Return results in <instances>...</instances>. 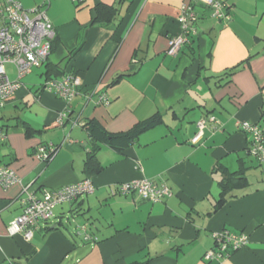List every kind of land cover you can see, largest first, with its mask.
Returning a JSON list of instances; mask_svg holds the SVG:
<instances>
[{
    "label": "crops",
    "instance_id": "crops-1",
    "mask_svg": "<svg viewBox=\"0 0 264 264\" xmlns=\"http://www.w3.org/2000/svg\"><path fill=\"white\" fill-rule=\"evenodd\" d=\"M17 1L45 9L56 42L2 106L14 110L0 116L7 133L0 164L13 167L20 182L0 185V264H264V167L238 128L241 121L264 125V0H223L225 19L195 5L197 32L173 55L168 38L181 33L177 17L189 0ZM67 72L81 79L69 103L41 88ZM153 114L160 123L122 150L82 126L95 119L119 133ZM206 115L218 129L207 122L190 142ZM40 144L56 148L47 161L34 155ZM92 150L100 169L89 173ZM228 173L246 181L220 201ZM84 178L94 191L57 205L30 240L7 234L22 211L23 185L40 196ZM141 178L170 195L152 201L110 192ZM222 230L244 232L248 241L219 262L205 261L212 234Z\"/></svg>",
    "mask_w": 264,
    "mask_h": 264
},
{
    "label": "built area",
    "instance_id": "built-area-1",
    "mask_svg": "<svg viewBox=\"0 0 264 264\" xmlns=\"http://www.w3.org/2000/svg\"><path fill=\"white\" fill-rule=\"evenodd\" d=\"M72 1L79 3L83 0ZM197 4L209 8L211 15L218 19L228 18L227 6L223 0H189L182 3L177 17L181 24V33L168 38L166 50L168 54H176L188 42V36L197 32L194 25L197 19L194 7ZM54 38L55 29L43 7L35 6L25 9L17 0H0V108L19 88L23 77L33 68H38L46 62L51 53ZM5 63L14 64L16 69L14 80L9 78L4 67ZM80 86L79 75L75 72H67L59 78H47L41 88L69 103L78 94ZM103 101L105 97L99 96V102ZM207 122L212 123L214 129H218L219 121L214 115L203 116L197 121L198 130L190 142L196 143L199 140ZM238 128L249 135L248 152L264 165V126L250 121H241ZM6 138V131L1 129L0 144L5 142ZM53 149L50 145L40 144L36 147L34 155L45 161L52 157L50 154L54 152ZM19 182L20 177L13 167L0 164V185L2 187L7 188ZM93 191L94 184L90 178H84L59 188L44 189L40 196L29 190V184L23 185L20 192L22 211L6 225L7 234L10 236L19 234L25 240H30L41 223L54 217V208L57 205L76 200ZM110 192L121 195L134 193L141 199L152 201L170 195L168 187L158 185L146 178L119 183ZM212 235L214 246L203 255L205 261L219 262L229 256L232 250L243 246L248 241V236L244 232L235 233L222 230ZM88 238L89 236L84 234V240Z\"/></svg>",
    "mask_w": 264,
    "mask_h": 264
},
{
    "label": "trees",
    "instance_id": "trees-1",
    "mask_svg": "<svg viewBox=\"0 0 264 264\" xmlns=\"http://www.w3.org/2000/svg\"><path fill=\"white\" fill-rule=\"evenodd\" d=\"M55 42H56V39L54 38L51 44V51L53 49ZM160 121H161V118L159 114H153L147 119H144L138 122L129 130L124 131V132H119V133H110L106 131L104 127L95 119L86 120L85 122H83L82 126L87 130L89 136L93 138L94 140L100 143H104L115 150H122L128 147L129 145H131L141 132L157 125L158 123H160ZM1 129H4V128L0 127V130ZM30 133L31 132L27 129V134L29 135ZM53 151L55 152L56 148H54ZM93 152L94 150L91 151V153L89 154V156L86 158L84 162L85 171L89 173L98 172L100 169V167L97 165ZM53 153H51L50 155L52 156ZM47 160L49 159H46L45 161ZM235 174L237 173H234V174L228 173L226 174L225 178L220 180L219 182L220 188H221L220 201L224 200L225 195L229 189L241 188L245 184L246 179L243 176H240L239 174L237 175Z\"/></svg>",
    "mask_w": 264,
    "mask_h": 264
},
{
    "label": "rangeland",
    "instance_id": "rangeland-1",
    "mask_svg": "<svg viewBox=\"0 0 264 264\" xmlns=\"http://www.w3.org/2000/svg\"><path fill=\"white\" fill-rule=\"evenodd\" d=\"M72 2H73V1H72ZM23 8L28 9V8H26V7H23ZM31 8H32V7H31ZM4 67H5V70H6L7 74H8V76H9V78H10L11 80H14V79L16 78V69H15L14 64H12V63H5V64H4ZM34 69H35V68H34ZM37 69H38V68H37ZM13 110H14V108L12 107L11 104H9V105H5L4 107H2V108L0 109V116H1L2 114L6 115V114L12 112ZM263 167H264V165H263ZM70 219H71V217L69 218V220H70ZM71 221H72V219H71ZM66 222H68V221H65L64 225H68V224H70V223H66ZM82 229H83V228H80V230H78V233L83 232ZM84 233H85V232H83V235H84Z\"/></svg>",
    "mask_w": 264,
    "mask_h": 264
}]
</instances>
